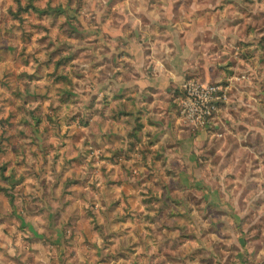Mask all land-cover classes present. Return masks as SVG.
<instances>
[{"label":"rangeland","instance_id":"374dc122","mask_svg":"<svg viewBox=\"0 0 264 264\" xmlns=\"http://www.w3.org/2000/svg\"><path fill=\"white\" fill-rule=\"evenodd\" d=\"M12 1L0 14V264H140L138 251L148 264H264V139L257 137L259 157L241 175L245 217L201 212L200 201L197 210L184 206L189 211L182 198L163 197L150 198L145 217L132 214L142 200L109 177L125 179L127 159L100 150L89 130L91 48L103 46L94 33L121 19L113 7L122 0ZM176 3L197 36L191 77L225 86L226 95L242 85L264 103V0ZM219 147L211 151L216 166ZM233 168L222 184L223 168L213 167V187L240 184ZM145 232L158 245L150 248Z\"/></svg>","mask_w":264,"mask_h":264},{"label":"crops","instance_id":"0c3cea01","mask_svg":"<svg viewBox=\"0 0 264 264\" xmlns=\"http://www.w3.org/2000/svg\"><path fill=\"white\" fill-rule=\"evenodd\" d=\"M173 1L122 0L113 7L121 19H106L103 30L94 33L103 46L91 48L94 68L88 102L94 103L89 110L90 136L100 150L121 152L127 159L125 179L118 180L111 173L109 177L126 185L123 191L129 197L135 194L142 200L132 214L145 217L154 209L150 198L163 197L182 198L183 208L189 211L200 201L201 212L221 208L224 216L232 210L237 217H245L238 189L244 190L241 184H247L241 178L244 169L259 157L255 148L257 137L264 139V103L252 95L247 97L246 87L232 84L211 126L194 127L185 122L181 112L183 85L190 79L200 80L191 77L197 68L192 59V39L197 36L193 28L185 29L184 23L191 19L185 11L176 13L178 2L174 7ZM12 3L0 0V14L4 15ZM198 66L206 68L205 64ZM214 144L220 145L216 153L222 154L218 166L211 161ZM263 163L259 165L264 173ZM233 164L239 169L235 178L240 184L229 189L213 187L211 169L223 168L219 175L225 184V178L232 180L228 174L235 169ZM253 192L243 197L245 203ZM207 212L201 214L203 225L208 222ZM145 235L152 242L150 248L158 245L157 235ZM138 241L137 247L147 251V245ZM138 254L140 264L150 262L149 256L140 258L142 252Z\"/></svg>","mask_w":264,"mask_h":264},{"label":"built area","instance_id":"2783aa9c","mask_svg":"<svg viewBox=\"0 0 264 264\" xmlns=\"http://www.w3.org/2000/svg\"><path fill=\"white\" fill-rule=\"evenodd\" d=\"M225 87L215 83L188 80L183 85L184 99L181 112L190 124L204 127L220 110V102L226 100Z\"/></svg>","mask_w":264,"mask_h":264},{"label":"trees","instance_id":"16d2710c","mask_svg":"<svg viewBox=\"0 0 264 264\" xmlns=\"http://www.w3.org/2000/svg\"><path fill=\"white\" fill-rule=\"evenodd\" d=\"M17 2L19 3V0H17Z\"/></svg>","mask_w":264,"mask_h":264}]
</instances>
